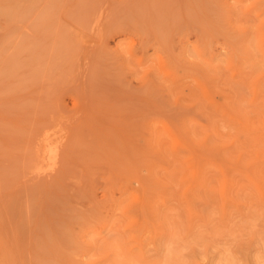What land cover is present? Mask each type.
<instances>
[{"label":"rangeland","instance_id":"obj_1","mask_svg":"<svg viewBox=\"0 0 264 264\" xmlns=\"http://www.w3.org/2000/svg\"><path fill=\"white\" fill-rule=\"evenodd\" d=\"M0 264H264V0H0Z\"/></svg>","mask_w":264,"mask_h":264},{"label":"bare ground","instance_id":"obj_2","mask_svg":"<svg viewBox=\"0 0 264 264\" xmlns=\"http://www.w3.org/2000/svg\"><path fill=\"white\" fill-rule=\"evenodd\" d=\"M50 127H51V125H50ZM61 128H62V127H61ZM52 157L55 158V155H54V154H51V158H52Z\"/></svg>","mask_w":264,"mask_h":264}]
</instances>
